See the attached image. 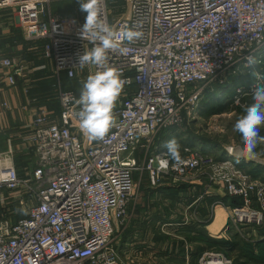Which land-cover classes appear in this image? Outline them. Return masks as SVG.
Listing matches in <instances>:
<instances>
[{
    "label": "built area",
    "instance_id": "built-area-1",
    "mask_svg": "<svg viewBox=\"0 0 264 264\" xmlns=\"http://www.w3.org/2000/svg\"><path fill=\"white\" fill-rule=\"evenodd\" d=\"M61 1L67 0H0V12L15 13L25 39L42 42L60 107L55 116L47 106L38 107L26 127L29 165L17 166L10 140L0 152V264H121L113 238L137 200L138 170L148 173L154 189L206 178L208 194L221 183L227 195L243 199L242 207H225L234 226L263 224L264 183L231 159L218 161L185 146L180 149L184 162L175 166L165 151L150 152V147L160 132L184 125L183 114L198 108L204 86L224 83L240 64L263 61L258 52L264 46V0H122V14L109 7L113 0H102V16L111 26H135L143 33L124 41L127 51L107 54L126 83L113 109L115 125L102 140L81 132L79 96L61 86L62 74L74 79L83 73L87 79L97 70L79 66V55L94 46L81 36L86 13L77 14L79 19L52 15L50 5ZM24 71L13 58H0V93L3 84L15 87ZM255 79L246 93L238 90L235 104H247L243 97L258 80L264 83V72ZM140 148L146 154L143 165ZM233 151L226 150L230 158ZM233 263L215 250L198 260ZM127 264L140 262L131 258Z\"/></svg>",
    "mask_w": 264,
    "mask_h": 264
},
{
    "label": "crops",
    "instance_id": "crops-1",
    "mask_svg": "<svg viewBox=\"0 0 264 264\" xmlns=\"http://www.w3.org/2000/svg\"><path fill=\"white\" fill-rule=\"evenodd\" d=\"M14 14L11 10L1 11L0 17ZM22 30L15 28L11 20L7 28L0 26V58H13L18 62V66H23L25 69L23 76L17 77L15 87H10L7 83L3 84L0 93V134H9L5 142L6 149L10 140L15 150L18 167L24 166L26 161H29L24 144V137L28 133L26 127L33 121L38 107L46 106L41 95L47 92L44 87L39 88L34 84L41 79L31 78L33 71L42 67L45 69L46 66L42 64L30 71L25 64L26 60L21 59L32 50L31 44H34L25 39ZM41 54L43 56L42 49ZM33 99L35 102H31ZM4 103H8L10 107L8 109L3 107ZM18 159L22 163H17ZM245 162L263 164L264 167V159L245 160ZM205 184L202 179L181 184L191 185L192 188L187 189L185 193L180 191L179 195L174 197L164 187L177 188L181 185L171 184L161 186L159 189L149 186L154 194L139 195L136 202L130 205L127 223L116 226L113 240L121 264H127V260L131 258H135L140 264H198L201 255L211 249H207L204 243L194 240L197 233L196 228L192 226L194 222L202 225L200 229L204 234L218 241L231 240L235 233H239L246 240L264 239V236H260L251 227L229 226V213L219 200L226 196L221 183L212 185L208 194L198 201L204 194L197 191L198 187L203 186L204 190ZM196 196L198 197L195 198ZM191 198H194L192 202H190ZM197 205H201L202 210L207 208V212L204 215H201V212L198 217ZM188 236L191 239H188ZM233 254L237 256L238 253Z\"/></svg>",
    "mask_w": 264,
    "mask_h": 264
},
{
    "label": "clouds",
    "instance_id": "clouds-1",
    "mask_svg": "<svg viewBox=\"0 0 264 264\" xmlns=\"http://www.w3.org/2000/svg\"><path fill=\"white\" fill-rule=\"evenodd\" d=\"M101 3L102 0H79L80 10L86 13L81 36L90 39L94 45L79 55V66L94 65L97 68L83 82L76 100L80 106L79 129L90 140H102L115 125L113 109L126 83V79L121 78V71L109 64L108 52H125L127 49L122 47L124 41L133 42L143 35L141 31L135 30V26L121 29L111 26L102 16ZM250 96L251 103L243 105L242 114L232 128L240 137L245 160L256 159L255 150L259 143H264V136L259 135L261 126H264V83L258 80ZM162 147L175 166L183 164L181 145L177 138L165 141ZM168 162L162 161L165 166Z\"/></svg>",
    "mask_w": 264,
    "mask_h": 264
},
{
    "label": "rangeland",
    "instance_id": "rangeland-1",
    "mask_svg": "<svg viewBox=\"0 0 264 264\" xmlns=\"http://www.w3.org/2000/svg\"><path fill=\"white\" fill-rule=\"evenodd\" d=\"M124 4L122 0H113L112 3L109 4V7L114 11L115 14H122L124 13ZM46 10L48 12V8L46 7ZM50 10L52 12V15L55 14H61V15H67V16H76L77 14L81 13L80 10V4L79 0H67V1H61V2H55L50 5ZM79 16H76V19H79ZM10 20L14 24L15 28H21L20 24H18V20L16 15H8L6 17H0V26L1 28H7L10 25ZM110 20L112 21V17H110ZM18 24V25H17ZM23 31V30H22ZM32 50L29 51L24 57H22V60H26V63L28 65V69L31 71L33 69L38 68L40 65H45L41 69L37 71H33L34 73L31 74V78L33 77V80L35 79H41L39 82H36V86L39 88H45L47 92L42 94L43 102L50 104L48 108H50L54 112V116L59 114L60 107H59V100L57 99L56 93L53 89V84L55 83L53 79V72H52V63L48 59L43 58L41 54L42 49V43L35 42L34 44H31ZM30 46V45H29ZM262 57L263 60L260 64H257L256 60H253L252 66L250 65L247 67L245 64H240L238 66V70L235 74H232L230 77H235L234 80L227 79L224 83L220 82H214L209 86H204V98L203 101L201 100L199 106L195 111L188 116V114L185 112L183 114L184 118V125L181 127H178L179 129H188L192 131L196 136L200 138H204L205 141L209 142V147L211 149L216 148H223L225 151L228 148H233V154L231 158L233 159H244L242 155V143L240 140V137L237 133H234L232 131L233 125L236 121V119L242 114V107L245 105L235 104L234 101L238 97L239 93L238 90L241 89L242 94L246 93V90H249L251 86H253L256 82V75L258 73H263L264 71V46L262 49L258 52V57ZM257 59V58H256ZM40 63V64H38ZM251 64V63H250ZM67 77L65 74H62V82L61 86L64 90H72L68 89L67 86H65ZM75 87L76 89L80 90L83 87V82L86 80L85 74L80 73L77 78H74ZM53 81V82H51ZM56 81V80H55ZM78 84V85H77ZM211 88V89H210ZM213 88V90H212ZM236 89L234 93H229L230 91ZM209 90V91H208ZM73 91V90H72ZM75 92V91H74ZM227 96H229L227 98ZM206 97V98H205ZM225 100L223 104L228 105V110L220 115H214L208 118H201L199 116L200 111H202V108L205 109L209 104L212 102ZM251 99L250 94H247L243 97V102H249ZM264 126H261L263 128ZM176 128V129H178ZM165 131V130H164ZM179 131V130H178ZM163 132V131H162ZM160 132L153 141L152 146L150 147V152L154 151H161L159 145L156 144L157 140L159 139V135L162 133ZM169 135L175 136L176 134L170 133ZM9 136V134H0V152L6 150V139ZM161 140V139H159ZM215 147V148H212ZM217 146V147H216ZM197 147H200L197 145ZM209 148V149H210ZM181 149V148H180ZM215 155V153L212 151ZM216 151V150H215ZM257 152L256 159H264L262 156H260L259 151L255 150ZM166 152V151H165ZM210 153V154H211ZM212 154V155H213ZM145 150L143 148H140L137 157L139 159L140 165H143L144 157H145ZM213 155V156H214ZM26 159V158H25ZM245 160V159H244ZM17 163H22L20 159L17 160ZM26 164L29 165L30 161H26ZM263 166V164H261ZM135 182H136V196L139 197V195H144L145 190L148 189V180L149 176L146 172L136 171L135 175ZM203 181L206 182L205 185H209L208 180L206 178H202ZM150 186V185H149ZM145 188V189H144ZM150 189V188H149ZM207 188L205 186L204 188V194H206ZM150 194V193H149ZM227 195V194H226ZM196 196L195 198H197ZM199 206V205H197ZM201 206V205H200ZM196 208L197 212L201 210V207ZM18 208V207H17ZM19 209V208H18ZM207 209V208H206ZM2 211V207L0 205V212ZM205 253V252H204ZM202 256V255H201Z\"/></svg>",
    "mask_w": 264,
    "mask_h": 264
},
{
    "label": "trees",
    "instance_id": "trees-1",
    "mask_svg": "<svg viewBox=\"0 0 264 264\" xmlns=\"http://www.w3.org/2000/svg\"><path fill=\"white\" fill-rule=\"evenodd\" d=\"M39 43H42V42H39ZM38 64H40V63H38ZM229 78L228 79L230 81V80H234L235 77L232 76ZM53 81L56 82L54 79H53ZM53 81H51V82H53ZM74 81H75L74 79L67 78L66 82H65V86H67L68 89H72L73 91H75L77 93L78 96H80L81 91L76 89V87H75L76 82H74ZM212 90H213V88H212ZM235 91H236V89L230 91L229 93H234ZM228 97L229 96H227V98ZM203 98H204V95H203ZM203 98H202V101H203ZM224 101L225 100L221 99L220 101L212 102L205 109L202 108V111H200L199 116L201 118H208V117H211L214 115H220V114L225 113L228 110L229 106L223 104ZM248 103H251V99L249 100V102H247V104ZM46 106L48 107V106H50V104L47 103ZM173 132L176 134L175 136L169 135L170 133H173ZM259 135L264 136V127L260 128ZM173 137L177 138V140L179 141V143L181 145V148L188 146V147H192V148H197V149L201 150L202 152L211 153V151H210L211 148L209 147V145H207V144H209V142L205 141L204 138H200V137L196 136L192 131H190L188 129L183 130V129H179V128L178 129H176V128L167 129L159 135V139H161V140L158 139L156 144L159 145L161 151H166L162 147V145L164 144L165 141H167ZM197 145L200 147H197ZM212 148H215V147L212 146ZM211 150L215 153V155L213 153H211V154L214 155L216 160L224 161V160L231 159L239 169L243 170L245 173L250 175L252 178L260 180L264 183V167L262 165H260V164L256 165V164H252V163L248 164L243 159L238 160V159L230 158L228 156L227 152L223 148L218 147L214 150L213 149H211ZM256 150L259 151V154L261 156H264V143H259ZM149 183L150 182L148 180V184H147L148 189L145 190V194H144L145 196H148L149 193L154 194L153 191L151 190V188L149 187V185H150ZM164 188H166L167 191H169V194L172 197H174V196L179 195L180 191L185 193L187 191V189H190L192 187H191V185H181L180 187H177V188H170V187H164ZM161 190H163V189H161ZM197 191L199 193H204L203 186H199ZM193 200H194V198H191L190 202H192ZM219 200H220V203L224 207L239 208V207L243 206V199L241 197H233L230 195H226L223 198H219ZM201 212H202L201 215H204V213H206L207 210L201 209V210H199V214ZM192 226L194 228H196V230H197L196 236H194L195 237L194 240L196 242H200L202 244L204 243L207 246V249H211V250H215V251H219V252L224 253L226 256L233 259V261H234L233 264H264V239L259 240V241L258 240L254 241L251 239L246 240L239 233H235L232 236L231 240L218 241V240L211 239L206 234H204V231L202 229H200V227H202V225H200L198 222H194V224H192ZM229 226H234V225L231 222H229ZM240 227L241 228L242 227H251V228L255 229L260 236H264V221H263V224H261L259 226L242 225ZM166 238L170 239L167 236H166ZM187 238L191 239L190 236H188ZM235 252L238 253L237 256L233 254Z\"/></svg>",
    "mask_w": 264,
    "mask_h": 264
}]
</instances>
